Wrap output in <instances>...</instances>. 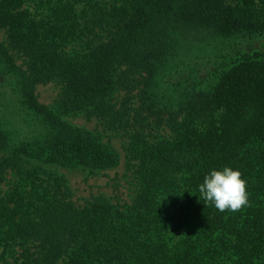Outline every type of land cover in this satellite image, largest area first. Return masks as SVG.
<instances>
[{
  "label": "trees",
  "instance_id": "1",
  "mask_svg": "<svg viewBox=\"0 0 264 264\" xmlns=\"http://www.w3.org/2000/svg\"><path fill=\"white\" fill-rule=\"evenodd\" d=\"M2 31L0 264H264V0H0ZM79 116L127 137L129 201L75 202L59 169L120 163ZM223 166L240 210L199 199Z\"/></svg>",
  "mask_w": 264,
  "mask_h": 264
},
{
  "label": "rangeland",
  "instance_id": "2",
  "mask_svg": "<svg viewBox=\"0 0 264 264\" xmlns=\"http://www.w3.org/2000/svg\"><path fill=\"white\" fill-rule=\"evenodd\" d=\"M5 39V32H0V40L4 41ZM258 44L264 48V41H258ZM14 56L18 65H24V58L21 54L15 53ZM60 92L61 86L54 82L36 87L38 101L45 105L53 104L58 99ZM72 122L89 131L99 133L103 141L109 143L120 155V163L116 168L98 175L90 176L77 170L59 169L74 191L75 202L82 205L91 196L99 195L111 198L113 202L117 201L119 204L129 201L134 193V187L130 184L128 177L131 173L124 151L127 137H124L122 133L117 134L106 129L94 118L87 119L84 116H79Z\"/></svg>",
  "mask_w": 264,
  "mask_h": 264
},
{
  "label": "clouds",
  "instance_id": "3",
  "mask_svg": "<svg viewBox=\"0 0 264 264\" xmlns=\"http://www.w3.org/2000/svg\"><path fill=\"white\" fill-rule=\"evenodd\" d=\"M246 183L238 169L229 166L211 169L198 185L199 199L221 212L240 210L248 205Z\"/></svg>",
  "mask_w": 264,
  "mask_h": 264
}]
</instances>
